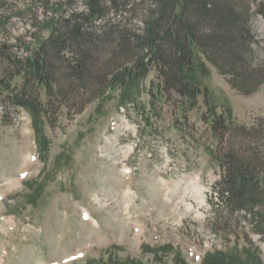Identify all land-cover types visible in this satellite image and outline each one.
<instances>
[{
    "label": "rangeland",
    "instance_id": "obj_1",
    "mask_svg": "<svg viewBox=\"0 0 264 264\" xmlns=\"http://www.w3.org/2000/svg\"><path fill=\"white\" fill-rule=\"evenodd\" d=\"M54 3L0 0V47L21 55L47 36ZM252 28L264 46V18ZM203 82L217 111L229 107L246 126L264 119V83L240 94L212 67ZM120 96L59 115L44 128V154L25 111L0 118V264H209L216 252L223 264H264V243L249 234L244 244L243 223L232 228L237 247L212 231L220 170L206 152L216 141L202 100L184 113L160 97L154 71L137 101Z\"/></svg>",
    "mask_w": 264,
    "mask_h": 264
},
{
    "label": "trees",
    "instance_id": "obj_2",
    "mask_svg": "<svg viewBox=\"0 0 264 264\" xmlns=\"http://www.w3.org/2000/svg\"><path fill=\"white\" fill-rule=\"evenodd\" d=\"M53 5L61 13L45 26L47 36L23 46L21 55L0 47V118L25 111L44 154L49 144L44 128L54 126L59 115L72 118L113 91L120 92L122 104L135 102L154 71L161 98L176 97L184 113L196 109L199 99L205 106L216 141L215 150L206 152L220 170L212 188L217 199L212 231L237 247L232 228L243 223L244 244L252 246L249 234L264 243V119L246 126L229 107L217 111L203 82L212 67L240 94H252L264 83L259 58L264 46L252 28L254 16L264 18V0H56ZM221 256L209 255V264H223Z\"/></svg>",
    "mask_w": 264,
    "mask_h": 264
},
{
    "label": "bare ground",
    "instance_id": "obj_3",
    "mask_svg": "<svg viewBox=\"0 0 264 264\" xmlns=\"http://www.w3.org/2000/svg\"><path fill=\"white\" fill-rule=\"evenodd\" d=\"M197 196V195H196ZM84 216L85 217H89V214L87 213V211L84 212Z\"/></svg>",
    "mask_w": 264,
    "mask_h": 264
}]
</instances>
